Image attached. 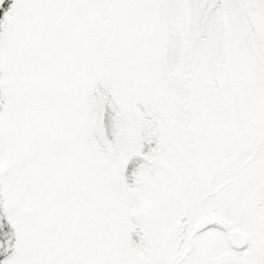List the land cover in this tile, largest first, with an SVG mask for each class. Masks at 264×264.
I'll use <instances>...</instances> for the list:
<instances>
[{
	"label": "snow or ice",
	"instance_id": "6c2138e0",
	"mask_svg": "<svg viewBox=\"0 0 264 264\" xmlns=\"http://www.w3.org/2000/svg\"><path fill=\"white\" fill-rule=\"evenodd\" d=\"M0 264H264V0H0Z\"/></svg>",
	"mask_w": 264,
	"mask_h": 264
}]
</instances>
